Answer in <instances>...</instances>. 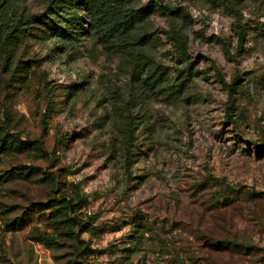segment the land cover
Returning <instances> with one entry per match:
<instances>
[{
	"label": "rangeland",
	"instance_id": "obj_1",
	"mask_svg": "<svg viewBox=\"0 0 264 264\" xmlns=\"http://www.w3.org/2000/svg\"><path fill=\"white\" fill-rule=\"evenodd\" d=\"M0 264H264V0H0Z\"/></svg>",
	"mask_w": 264,
	"mask_h": 264
},
{
	"label": "trees",
	"instance_id": "obj_2",
	"mask_svg": "<svg viewBox=\"0 0 264 264\" xmlns=\"http://www.w3.org/2000/svg\"><path fill=\"white\" fill-rule=\"evenodd\" d=\"M45 14H38V15H32V16H30L29 18H27V19H20V20H18L20 23H22V22H24V21H26V20H33V21H36V22H43L44 21V18H43V16H44ZM243 38H244V33H240V35H239V39H240V41H242L243 40ZM213 240V239H212ZM214 240L216 241V242H219V243H223V244H227V245H229V246H232L233 247V241H235V239H232V238H229V237H225V238H223L222 240L220 239H215L214 238ZM234 244H236V243H234Z\"/></svg>",
	"mask_w": 264,
	"mask_h": 264
}]
</instances>
